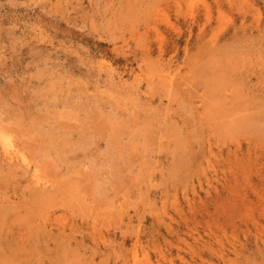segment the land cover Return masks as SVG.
Listing matches in <instances>:
<instances>
[{
    "label": "rangeland",
    "instance_id": "obj_1",
    "mask_svg": "<svg viewBox=\"0 0 264 264\" xmlns=\"http://www.w3.org/2000/svg\"><path fill=\"white\" fill-rule=\"evenodd\" d=\"M0 197V264H264V0H0Z\"/></svg>",
    "mask_w": 264,
    "mask_h": 264
},
{
    "label": "bare ground",
    "instance_id": "obj_2",
    "mask_svg": "<svg viewBox=\"0 0 264 264\" xmlns=\"http://www.w3.org/2000/svg\"><path fill=\"white\" fill-rule=\"evenodd\" d=\"M221 3H222V2H221ZM205 4H206V3H205ZM226 4H227V3H226ZM218 5H220V4L218 3ZM208 6H209V5H208ZM218 7H219V6H218ZM208 11H209V10H208ZM232 32H233V31H232ZM230 34H231V33H230ZM230 39H231V38H230ZM229 46H230V45H229ZM231 46H232V45H231ZM207 56H208V55H207ZM215 56H216V55H215ZM215 56H214V57H215ZM218 58H219V57H218ZM220 58H221V57H220ZM207 59H208V58H207ZM210 59L212 60V58H210ZM222 59H223V58H222ZM216 61H217V59H216ZM204 64H205V63H204ZM212 64H213V62H212ZM209 65H210V64H209ZM211 70H212V69H211ZM187 91H188V90H187ZM98 99H99V98H98ZM200 99H201V97H200ZM72 101H73V100H72ZM197 105H198V104H197ZM96 106H97V105H96ZM203 107H204V106H203ZM202 111H203V110H202ZM20 114H21V113H20ZM125 115H126V114H125ZM120 118H121V117H120ZM4 119H5V118H4ZM119 120H120V119H119ZM54 121H55V120H54ZM95 122H96V121H95ZM82 123H83V122H82ZM103 123H104V122H103ZM139 123H140V122H139ZM109 124H110V123H109ZM94 125H95V124H94ZM112 125H113V124H112ZM136 125H137V124H136ZM95 126H96V125H95ZM97 126H98V125H97ZM138 126H139V124H138ZM111 128H112V127H111ZM56 129H57V128H56ZM97 129H98V128H97ZM116 130H117V129H116ZM49 131H50V129H49ZM134 134H136V133H134ZM58 136H59V135H58ZM135 136H136V135H135ZM59 137H60V136H59ZM58 139H59V138H58ZM66 143H67V142H66ZM59 145H60V144H59ZM54 146H56V145H54ZM56 147H58V146H56ZM60 147H61V146H60ZM49 150H50V149H49ZM59 150H60V149H59ZM63 150H64V149H63ZM5 154H6V153H5ZM11 155H12V152H11ZM63 155H64V154H63ZM203 155H204V154H203ZM12 156H13V155H12ZM16 157H17V156H16ZM207 157H208V156H207ZM12 158H13V157H12ZM17 158H18V157H17ZM8 159H9V158H8ZM12 160H13V159H12ZM18 161H19V160H18ZM28 162H29V161H28ZM11 163H12V162H11ZM15 163H16V162H15ZM201 165H202V164H201ZM20 166H21V165H20ZM23 166H25V165H23ZM32 168H33V167H32ZM24 172H25V169H24ZM24 172H23L22 174L25 175ZM27 172H28V171H27ZM16 173H17V172H16ZM16 173H15V175H16ZM20 173H21V172H20ZM26 175H27V174H26ZM16 176H17V175H16ZM16 176H15V177H16ZM30 176H31V175H30ZM15 177H14V179H15ZM18 178H19V177H18ZM20 179H21V177H20ZM27 182H28V181H27ZM76 182H77V181H76ZM12 183H13V182H12ZM18 183H19V180H18ZM28 183H29V182H28ZM28 183H27V184H28ZM41 185L43 186V185H45V184H41ZM20 186H21V185H20ZM30 187H31V186H30ZM38 187H39V186H38ZM10 188H11V187H10ZM31 188H32V187H31ZM33 188H34V187H33ZM36 189H37V188H36ZM34 190H35V189H34ZM37 190H38V189H37ZM41 190H42V189H41ZM30 191H31V190H30ZM40 192H41V191H40ZM47 192H49V191H47ZM2 193H3V192H2ZM30 193H33V192H30ZM36 193H37V192H35V194H36ZM38 193H39V192H38ZM42 193H43V192H42ZM35 194H34V195H35ZM58 194H60V193H58ZM6 195H7V194H6ZM10 195H11V194H10ZM24 195H25V194H24ZM38 195H39V194H38ZM38 195H37V197H38ZM45 195H46V194H45ZM12 196H13V195H12ZM43 196H44V195H43ZM46 196H47V195H46ZM59 196H61V195H59ZM5 197L8 198L9 196H8V197L5 196ZM53 197H54V196H53ZM0 198H1V197H0ZM6 198H5V199H6ZM40 198H41V197H40ZM61 198H62V197H61ZM5 199H4V200H5ZM29 199H31V198H29ZM32 199H33V198H32ZM34 199H35V198H34ZM2 200H3V199H2ZM4 200H3V201H4ZM6 200H7V199H6ZM42 200H43V199H42ZM42 200H41V201H42ZM46 200H48V199H46ZM8 201L10 202L9 198H8ZM26 201H28L27 198H26ZM26 201H25V202H26ZM32 201H33V200H32ZM32 201H31V202H32ZM49 201H50V200H49ZM0 202H1V201H0ZM6 202H7V201H6ZM28 202H29V201H28ZM33 202H34V201H33ZM35 202L37 203V200H35ZM44 202H45V201H44ZM44 202H43V203H44ZM46 202H47V201H46ZM2 203H3V202H2ZM23 203H24V202H23ZM29 203H30V202H29ZM36 203H34V205H35ZM48 203H49V202H48ZM4 204H5V202H4ZM4 204H3V205H4ZM7 204H8V202H7ZM46 204H47V203H46ZM3 205H0V206L2 207ZM27 205H28V204H27ZM30 205H31V204H30ZM40 205H41V204H39V206H40ZM44 205H45V204H44ZM22 206H23V205H22ZM3 207H4V206H3ZM3 207H2V208H3ZM5 207H6V206H5ZM6 208H7V207H6ZM17 208H18V207H17ZM31 208H32V205H31ZM9 209H10V207L8 208V210H9ZM25 209H26V208H25ZM22 210H23V209H22ZM0 211H1V212H0V216H1V219H2V218H3V217H2L3 215H1V213H2L4 210H3V211L0 210ZM5 211H7V209H6ZM13 211H14V210H13ZM27 211H28V210H27ZM24 212H25V210H24ZM25 213H27V212H25ZM4 214H5V212H4ZM6 214H7V213H6ZM32 214H33V213H32ZM54 214H55V213H54ZM4 216H5V215H4ZM16 216H17V215H16ZM32 216H33V215H32ZM54 216H55V215H54ZM26 218H27V217H26ZM29 218H30V216H29ZM32 218H33V217H32ZM55 218H56V217H55ZM22 219H23V218H22ZM22 219H21V220H22ZM24 219H25V218H24ZM2 220H3V219H2ZM19 220H20V219H19ZM29 220H30V219H28V221H29ZM1 222H2V221H1ZM17 222H18V221H17ZM35 222H36V220H35ZM40 222H41V221H40ZM12 223H13V222H12ZM26 223H27V222H26ZM1 224H2V223H1ZM31 224H32V223H31ZM33 224H34V223H33ZM46 224H47V223H46ZM26 225H27V224H26ZM44 225H45V224H44ZM44 225H43V226H44ZM34 226H35V224H34ZM37 226H38V225H37ZM43 226L40 227V229L43 228ZM32 227H33V226H32ZM38 227H39V226H38ZM33 228H35V227H33ZM36 228H37V227H36ZM44 228H45V227H44ZM44 228H43L42 230H44ZM47 229H48V228H47ZM49 229H50V228H49ZM19 230H20V229H19ZM59 230H60V229H59ZM50 231H51V230H50ZM38 232H39V231H38ZM43 232H44V231H43ZM31 233H33V231H32ZM40 233H41V231H40ZM40 233H39V234H40ZM12 234H13V233H12ZM48 234L50 235L49 232H48ZM6 235H7V234H6ZM34 235H35V234H34ZM36 235H37V234H36ZM41 235H42V234H41ZM41 235H40V236H41ZM49 235H47V236H49ZM44 236H45V235H44ZM8 237H9V236H8ZM14 237H15V236H14ZM41 238H42V237H41ZM43 238H44V237H43ZM68 239H69V238H68Z\"/></svg>",
    "mask_w": 264,
    "mask_h": 264
}]
</instances>
